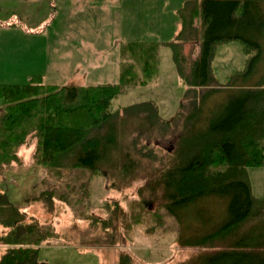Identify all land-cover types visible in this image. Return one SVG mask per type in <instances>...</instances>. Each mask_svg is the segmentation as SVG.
I'll use <instances>...</instances> for the list:
<instances>
[{"label": "trees", "instance_id": "obj_1", "mask_svg": "<svg viewBox=\"0 0 264 264\" xmlns=\"http://www.w3.org/2000/svg\"><path fill=\"white\" fill-rule=\"evenodd\" d=\"M174 12L170 40L120 45L116 84L59 87L40 75L25 84H0V171L22 164L17 152L30 138L36 140L33 163L48 175L43 183L50 175L82 171L115 176L110 188L117 190L146 172V188L159 193L178 233L179 212L212 196L227 198L225 221L182 243L207 252L178 264H264V198L252 196L247 173L264 167V0H183ZM233 41L247 56L245 67L220 84L211 64L217 46ZM186 44L197 46L193 59L183 53ZM162 48L170 50L184 87L175 115L162 119L151 101L110 111L125 88L157 81ZM221 90L227 91L223 101L208 108ZM170 135L173 147L155 154L150 141ZM55 198L53 189H43L31 202L51 212ZM155 213L161 226L162 215ZM53 239L58 233L49 224L0 193V264H48L38 260V251ZM118 264H134L133 258L119 254Z\"/></svg>", "mask_w": 264, "mask_h": 264}, {"label": "rangeland", "instance_id": "obj_2", "mask_svg": "<svg viewBox=\"0 0 264 264\" xmlns=\"http://www.w3.org/2000/svg\"><path fill=\"white\" fill-rule=\"evenodd\" d=\"M24 1L18 0L9 6L0 2V76L4 81L17 82L34 72V75L44 76L45 84L58 86L118 83L116 64L119 70L117 41L120 37L146 40V35L150 34L170 40L173 27H177L174 10L181 2H166L167 8L161 9L159 28L149 25L154 9L145 7L148 0H133V21L120 24L105 16L104 10L110 7L104 4L110 3L105 2L107 0H34L28 23L33 29L26 32L20 24V19L26 22L22 14L27 9ZM11 14L20 22L12 21L7 25L5 21ZM5 25L10 28L2 30ZM183 53L193 59L197 56V46L186 44ZM159 57L157 81L143 87L125 88L112 99L110 111L151 101L162 119L175 115L184 87L177 77L170 50L162 48ZM246 59L238 42L217 46L211 66L218 83L224 84L227 76L243 70ZM96 71H102L98 81L86 79V73L92 76ZM226 93L221 90L213 94L207 102L208 108L223 101ZM2 107L0 100V111ZM175 135L157 136L156 144L150 141L155 154L164 156L173 147ZM35 145L36 140L28 138L17 152L22 164L0 171V193H8L13 205L37 216L58 233V239L39 247L38 260L41 262L118 264L119 254L127 253L134 264H178L207 252L200 247L183 245V242L206 234L226 219L228 199L212 196L179 212L182 220L178 233V224L161 208L164 201L159 193L146 188V172L117 190L110 188L112 182H117L115 176L104 177L100 173L91 176L82 171H63L60 177L50 175L43 183L48 175L33 163ZM247 173L252 196L264 198V167H250ZM43 189L54 190L56 198L51 212L48 206L31 202ZM58 196L66 197L69 205L59 201ZM155 212L162 215L161 226L153 216ZM103 220L107 223L105 226Z\"/></svg>", "mask_w": 264, "mask_h": 264}, {"label": "crops", "instance_id": "obj_3", "mask_svg": "<svg viewBox=\"0 0 264 264\" xmlns=\"http://www.w3.org/2000/svg\"><path fill=\"white\" fill-rule=\"evenodd\" d=\"M17 1L18 0H1L0 2L2 4H4L5 6H9L10 4L16 3ZM167 1L168 0H148V3H146L145 7H150L152 9H154V14L152 16V20L149 22V25L153 24L154 27H156V25H157L159 28H161V21H162L160 18L161 14H162L161 9L167 8V5H166ZM89 2H102V1L101 0H94V1H89ZM105 2H110V3H104L105 6H110L109 9L104 10L105 16L111 17L114 22L119 23V24L120 23H129V22L133 21V6L135 7L133 0H107ZM24 3L27 5V9L24 12H22V14L26 16V22H23L20 19V21H21L20 24H22L23 25L22 28L25 29L26 32H28V31H31V29H33L28 23L30 21V17H29L31 14L30 12H32V10H33L32 5L34 4V0H25ZM181 3H182V0H181L180 4ZM98 4H102V3H98ZM180 4H178L176 6V8H178L180 6ZM158 17H159V20H158ZM12 21L13 22L19 21L17 19V17L15 16V14H11L10 16H8L5 23L8 25V24L12 23ZM32 21H34V20H32ZM174 24H175V21H174ZM7 25L3 26L4 28H2V30H8V28H10V27ZM20 30H19V32L22 35H24L22 30L21 31ZM175 31H176V27H173L171 34H170V37H173ZM9 32H11V31H9ZM144 35H146V34H144ZM124 37H120V41L119 42L117 41L118 51H119L120 45L124 42L143 41V40H134V39H140V38H131V37H126V36H124ZM146 37H147L146 40H149V41H153V40L164 41V40H162V38L160 36L148 34V35H146ZM117 57L119 60V67H120L119 52H117ZM16 72H19V71H16ZM101 72L102 71H100V73L98 71H96L92 76L88 73H86V74L84 73V74H85L86 79L98 81V78H99ZM117 74L119 75V70H118L117 64H116V79H117ZM35 75H40L42 77L43 83H45L43 75H41V74H35ZM31 76H34V72L33 73L30 72L29 74L25 75L24 78H21L17 82L16 81H9V80L4 81V79H2L0 76V84H25L26 82H28V79ZM22 79H24V81ZM21 81H23V82H21ZM48 85H50V84H48ZM95 85H106V84H99L98 82H96V84H89V85H85V86H95ZM54 86H58V85H54ZM79 86H82V85H79ZM59 87H61V86H59Z\"/></svg>", "mask_w": 264, "mask_h": 264}]
</instances>
